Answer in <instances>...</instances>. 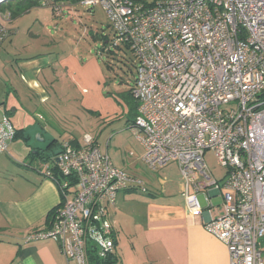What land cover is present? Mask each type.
Here are the masks:
<instances>
[{
    "label": "built area",
    "instance_id": "built-area-1",
    "mask_svg": "<svg viewBox=\"0 0 264 264\" xmlns=\"http://www.w3.org/2000/svg\"><path fill=\"white\" fill-rule=\"evenodd\" d=\"M82 4L101 6L113 35L107 45L136 57L131 129L144 148L143 163L154 171L178 165L192 213L203 212L197 193L221 194L223 215L205 229L226 244L230 264H264V0ZM2 9L0 46L11 34ZM53 9L59 16L60 8ZM16 136L0 106L1 154H9ZM208 152L224 177L213 176ZM50 163L44 175L59 187L61 207L26 242L57 243L68 264H95L93 255L102 263L116 253L110 211L118 195L146 193L145 182L117 168L90 136L79 146L64 143Z\"/></svg>",
    "mask_w": 264,
    "mask_h": 264
},
{
    "label": "crops",
    "instance_id": "crops-1",
    "mask_svg": "<svg viewBox=\"0 0 264 264\" xmlns=\"http://www.w3.org/2000/svg\"><path fill=\"white\" fill-rule=\"evenodd\" d=\"M5 47L8 48V45ZM39 57L13 59L9 68L6 66L3 74H0V106L5 107L17 131V137L9 144L8 151L20 162L23 157L24 164L31 160L28 165L11 160L8 166L5 161L12 154L9 152L10 155L0 156V187L4 185L1 182L12 181L0 188V264H68L57 243L26 242L27 235L32 231L49 227L53 214L62 203L59 187L44 175L39 164H50L49 157L57 154L64 143H70L59 138V133L43 122L27 130L21 126V118L15 122L17 126L12 120L21 110V77L39 103L44 105L52 100L50 88L42 82L51 68V62L47 57ZM59 67L65 76L77 79L82 94L86 95L85 106L96 109L98 98L104 97L103 73L98 62L92 60L82 66L74 58L68 57L59 62ZM10 98L15 110H10L8 106ZM38 120L42 121L41 117ZM33 133L38 134L39 144H47L34 145ZM70 144L81 145L77 139ZM55 149L58 150L54 153ZM26 150L28 155L23 154ZM40 153L42 158L39 157ZM35 159L39 160L37 164ZM131 176L142 179L140 176ZM222 177L223 174L220 175ZM145 185L146 193H120L116 208L110 211V220L116 232L119 264H230L226 244L205 229L211 219H219L223 215L221 194L213 190L197 193L203 209L198 214L188 209L183 177L174 187L160 192L155 191L147 181ZM189 193L192 194L193 189ZM260 248L264 258V239L260 241Z\"/></svg>",
    "mask_w": 264,
    "mask_h": 264
},
{
    "label": "rangeland",
    "instance_id": "rangeland-1",
    "mask_svg": "<svg viewBox=\"0 0 264 264\" xmlns=\"http://www.w3.org/2000/svg\"><path fill=\"white\" fill-rule=\"evenodd\" d=\"M21 1L16 0L8 4L14 7ZM58 5H61L59 16L50 6H44L43 3L26 13H14L13 19L8 11L9 18L5 24L11 34L0 46V74H3L6 66L9 68L13 59L41 55L38 59L47 57L51 62V68L44 76L46 78H42V82L50 88L52 100L44 105L39 103L21 77V82L18 79L21 83V110L13 117L14 124L21 118V126L30 130L32 125L36 128L43 122L56 130L59 138L70 143L77 139L79 143L84 144L86 136H90L100 144L102 150H107L117 167L126 169L131 175L140 176L145 182H149L155 191L174 187L178 180H182L178 166L171 163L155 171L149 169L142 163L144 151L135 136L136 130L131 129L132 124L128 125V120H133L128 95L136 78L134 55L126 48L109 50L106 42L112 40V31L107 14L101 6L90 8L84 6L82 1L71 3L69 0ZM5 45H8V48ZM68 57L74 58L82 66L92 60L98 62L103 73L104 97L98 98L96 109L85 106L86 95L82 94L77 79L65 76L59 67V62ZM51 85H54V89ZM8 106L10 110L16 109L11 98ZM40 117L42 121L38 120ZM32 137L34 145L47 144L37 142L40 139L37 133H33ZM57 150L55 149L54 153ZM27 152L26 150L23 154L28 155ZM12 155L5 161L8 166L11 160L17 164L20 162ZM36 159L37 164L39 160ZM21 160V165H28L31 161L27 160L24 164L23 157ZM205 161L214 177L220 178V175H224L225 170L220 167L212 152L206 154ZM51 166L48 162L39 164L43 173ZM1 183L4 185L0 188L11 184L12 181Z\"/></svg>",
    "mask_w": 264,
    "mask_h": 264
},
{
    "label": "trees",
    "instance_id": "trees-1",
    "mask_svg": "<svg viewBox=\"0 0 264 264\" xmlns=\"http://www.w3.org/2000/svg\"><path fill=\"white\" fill-rule=\"evenodd\" d=\"M49 2H47V0H23V1H21L20 3H18V5H16V6H10L9 4H8V6H5L4 7V9H2L1 11H3V12H10L11 13V15H12V17H14V13H15V15L17 14H21V13H26L27 11H30V9L31 8H33V7H35V6H39L40 4H44L45 6H50L52 9H53V7H56V6H58V8H60V10H61V5H58V3H61V2H64V1H66V0H48ZM71 3L73 2V3H75V2H77V3H79V2H81V1H83V0H69ZM13 9H15V11L13 10ZM53 11H54V9H53ZM108 48H109V50L110 51H112V50H116V51H118V50H121V49H123V47H121V48H116V49H114V48H112L111 46H109L108 45ZM126 49H128V48H126ZM133 54V53H132ZM134 55V54H133ZM134 58H135V63H136V57H135V55H134ZM136 67V66H135ZM132 91V90H131ZM128 99H129V101L131 102L130 103V105L132 106V107H130V109H131V113H132V116H133V120L131 121L132 123H134V121H135V118H136V116H137V107H138V105H137V103L132 99V97H131V92H130V94L128 95ZM129 123V124H132V123ZM17 137V136H16ZM39 157L40 158H42L41 157V153H40V155H39ZM49 158H51V157H49ZM48 158V159H49ZM47 159V160H48ZM92 260H94V263L95 264H119V259H118V257H117V255H116V253H114V254H112V255H110V256H108L106 259H103V260H101L102 261V263L101 262H99L98 260H97V256H92Z\"/></svg>",
    "mask_w": 264,
    "mask_h": 264
},
{
    "label": "water",
    "instance_id": "water-1",
    "mask_svg": "<svg viewBox=\"0 0 264 264\" xmlns=\"http://www.w3.org/2000/svg\"><path fill=\"white\" fill-rule=\"evenodd\" d=\"M14 1L16 0H0V7L4 6L5 4H8L9 2H14Z\"/></svg>",
    "mask_w": 264,
    "mask_h": 264
}]
</instances>
